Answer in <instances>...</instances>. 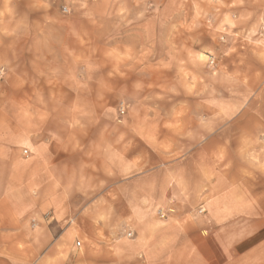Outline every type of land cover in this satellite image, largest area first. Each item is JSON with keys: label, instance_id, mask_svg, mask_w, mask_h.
I'll return each instance as SVG.
<instances>
[{"label": "rangeland", "instance_id": "rangeland-1", "mask_svg": "<svg viewBox=\"0 0 264 264\" xmlns=\"http://www.w3.org/2000/svg\"><path fill=\"white\" fill-rule=\"evenodd\" d=\"M263 190L264 0H0V264L255 232Z\"/></svg>", "mask_w": 264, "mask_h": 264}, {"label": "crops", "instance_id": "crops-1", "mask_svg": "<svg viewBox=\"0 0 264 264\" xmlns=\"http://www.w3.org/2000/svg\"><path fill=\"white\" fill-rule=\"evenodd\" d=\"M255 188L262 195V188ZM254 203L248 210H264L263 199ZM213 208L211 204L210 209ZM251 221L259 225L255 232L243 229V221L227 219L231 227L240 225V231L239 228L234 231L218 227L225 223L211 219L209 231L204 229L205 224L196 221L188 225L194 228V234L139 236L136 240L143 244L140 250L114 252L113 261L101 260L98 264H264V218Z\"/></svg>", "mask_w": 264, "mask_h": 264}, {"label": "built area", "instance_id": "built-area-1", "mask_svg": "<svg viewBox=\"0 0 264 264\" xmlns=\"http://www.w3.org/2000/svg\"><path fill=\"white\" fill-rule=\"evenodd\" d=\"M208 63H209V65H212L213 64V60H210ZM121 112L123 113V108L121 109ZM24 154H26V152H24ZM79 246H80V244L77 242L75 244V247L78 248Z\"/></svg>", "mask_w": 264, "mask_h": 264}]
</instances>
